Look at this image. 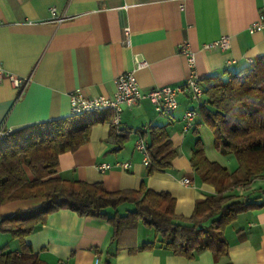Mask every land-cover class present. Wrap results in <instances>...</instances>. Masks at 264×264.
<instances>
[{
	"label": "crops",
	"instance_id": "obj_1",
	"mask_svg": "<svg viewBox=\"0 0 264 264\" xmlns=\"http://www.w3.org/2000/svg\"><path fill=\"white\" fill-rule=\"evenodd\" d=\"M54 7L67 19L51 21ZM264 10V0H0V66L18 77L29 78L26 86L15 87L8 78L0 81V128L13 131L24 126L69 118V94L80 88L88 96L112 97L114 79L134 69V56L146 66L135 70L142 91L156 86L178 85L192 73L226 78L256 57L264 56V35L248 26ZM130 32L125 38L123 29ZM227 35L230 47L204 50L203 44ZM187 43L194 56L180 52ZM178 106L170 116H161L149 100L124 107L118 126L108 110L95 112L98 119L88 139L74 152L59 156L55 176L68 181L101 183L108 191L138 190L142 186L168 193L175 199V213L189 217L195 202L215 194L212 185L201 181L190 163L199 139L209 161L229 173L237 167L232 154H220L213 135L199 115V103L177 95ZM194 109L196 116L186 129L183 114ZM88 116V115H87ZM86 116V118H87ZM163 126L176 151L171 166L148 174L145 156L135 149L140 129ZM126 137L121 143L110 136L111 129ZM129 163L123 168L122 163ZM110 168L99 171L100 164ZM28 178L32 175L27 171ZM187 182H184V179ZM246 201L264 203V175L245 186L233 188ZM42 199L15 200L0 205V216L18 209L38 206ZM133 204L116 210L126 214ZM108 222L82 217L70 209L50 213L45 223L24 238L46 264H264V206L239 213L225 228L228 254L215 262L210 251L193 259L173 255L154 239L152 229L138 224L135 235L111 241ZM128 237V238H127ZM125 238V237H124ZM155 242L151 250L128 251L132 244ZM20 253L19 242L0 233V250Z\"/></svg>",
	"mask_w": 264,
	"mask_h": 264
},
{
	"label": "trees",
	"instance_id": "obj_2",
	"mask_svg": "<svg viewBox=\"0 0 264 264\" xmlns=\"http://www.w3.org/2000/svg\"><path fill=\"white\" fill-rule=\"evenodd\" d=\"M199 83L204 94L199 103L202 122L213 135L214 148L223 155L232 154L237 167L229 173L219 163L209 161L201 141L196 140L190 163L201 181L214 187L215 194L198 199L189 217L175 213V199L168 193H156L144 186L108 191L101 183L55 176L59 156L74 152L88 139L91 126L99 121L93 118L95 112L31 124L0 137V205L42 199L38 206L0 216V233L10 234L20 245L19 254L1 248L0 264H46L24 238L41 227L50 213L64 208L108 222L117 249L126 234L134 236L141 224L152 229L154 239L173 255L193 259L210 251L215 262L226 257V226L239 213L264 206L230 192L264 175V56L227 73L225 79L207 76ZM120 132L114 127L110 132L118 143L126 137ZM140 137L146 143L148 174L171 166L176 151L165 127L140 129ZM123 203L133 204L134 208L123 215L105 211L116 210ZM154 247V241L143 242L140 246L130 245L128 251Z\"/></svg>",
	"mask_w": 264,
	"mask_h": 264
},
{
	"label": "built area",
	"instance_id": "obj_3",
	"mask_svg": "<svg viewBox=\"0 0 264 264\" xmlns=\"http://www.w3.org/2000/svg\"><path fill=\"white\" fill-rule=\"evenodd\" d=\"M51 21L61 23L67 19L64 14H59L54 7L49 8ZM250 32H260L264 35V10H262L257 19L251 22L248 26ZM129 28L125 27L123 33L125 38H128ZM230 47L227 35L220 36L217 40L203 44L204 50L219 49L222 51ZM180 52L188 57L189 64H194V56L190 51L187 43H183L180 47ZM146 66V61L143 58L134 56V69L130 71L121 72L114 79V93L112 97L106 96H88L80 88L70 92L69 102L71 115L79 116L87 113L108 110L112 113L111 122L115 126L119 125L120 113L124 107L132 108L137 106L142 100H149L157 114L161 116H170V114L178 106L177 95L183 94L190 101L197 103L203 100V89L199 83V79L192 73L186 80L178 85H162L153 87L147 91H142L136 80L135 70ZM2 78H8L15 87L23 89L28 83L29 78L18 77L7 72L0 66V81ZM196 116L194 109H187L182 117L184 127L188 129L192 125V121ZM9 127L2 126L0 128V137L12 132ZM135 149L144 154L145 163H148V154L146 143L142 138H139L135 144ZM123 168L129 167V163H122ZM99 171H104L110 168L107 163L100 164ZM187 182L185 178L183 180Z\"/></svg>",
	"mask_w": 264,
	"mask_h": 264
},
{
	"label": "rangeland",
	"instance_id": "obj_4",
	"mask_svg": "<svg viewBox=\"0 0 264 264\" xmlns=\"http://www.w3.org/2000/svg\"><path fill=\"white\" fill-rule=\"evenodd\" d=\"M77 119H78V117H77ZM213 144V143H212ZM214 146V145H213ZM215 149V148H214ZM216 150V149H215ZM216 151H218V150H216ZM219 152V151H218ZM221 154V153H220ZM231 158H234V157H231ZM233 160H235V158L233 159Z\"/></svg>",
	"mask_w": 264,
	"mask_h": 264
}]
</instances>
